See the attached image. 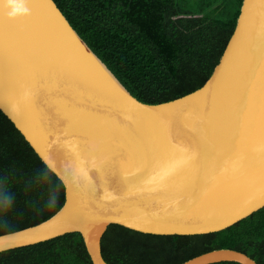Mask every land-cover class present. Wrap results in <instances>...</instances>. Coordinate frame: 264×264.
Segmentation results:
<instances>
[{
	"label": "water",
	"instance_id": "95a60500",
	"mask_svg": "<svg viewBox=\"0 0 264 264\" xmlns=\"http://www.w3.org/2000/svg\"><path fill=\"white\" fill-rule=\"evenodd\" d=\"M0 110L48 169L90 177L63 185L50 217L0 234V252L78 232L92 264H109V224L223 230L264 206V0H242L202 86L154 104L128 91L54 0H0ZM222 261L257 264L231 248L180 264Z\"/></svg>",
	"mask_w": 264,
	"mask_h": 264
},
{
	"label": "trees",
	"instance_id": "16d2710c",
	"mask_svg": "<svg viewBox=\"0 0 264 264\" xmlns=\"http://www.w3.org/2000/svg\"><path fill=\"white\" fill-rule=\"evenodd\" d=\"M63 15L138 100L159 103L204 84L234 30L242 0H54ZM48 171L49 180L38 173ZM59 200L47 207L52 187ZM15 194L0 234L34 225L64 202V187L0 110V190ZM231 248L264 264V206L216 232L143 233L109 224L101 253L109 264H180ZM0 264H92L78 232L0 252ZM210 264H239L222 261Z\"/></svg>",
	"mask_w": 264,
	"mask_h": 264
},
{
	"label": "clouds",
	"instance_id": "9594fccd",
	"mask_svg": "<svg viewBox=\"0 0 264 264\" xmlns=\"http://www.w3.org/2000/svg\"><path fill=\"white\" fill-rule=\"evenodd\" d=\"M53 172H56V175L60 182L65 186V188H68L71 183H76L81 176L88 179V174L85 170H83L79 166H75L74 168H70L69 166H66L63 172H58L55 169H49ZM44 180H49L48 171H43L41 173H38ZM59 185H54L52 187V191L50 193L49 199L47 201V207H54L56 203L59 200V193H58ZM15 202V194L7 189L0 190V207L3 208L4 212L6 213L14 204ZM0 225L7 228L8 220L5 217L0 218Z\"/></svg>",
	"mask_w": 264,
	"mask_h": 264
}]
</instances>
